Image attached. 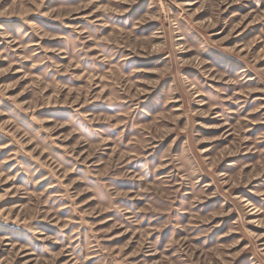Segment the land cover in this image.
<instances>
[{
    "label": "rangeland",
    "instance_id": "1",
    "mask_svg": "<svg viewBox=\"0 0 264 264\" xmlns=\"http://www.w3.org/2000/svg\"><path fill=\"white\" fill-rule=\"evenodd\" d=\"M0 264H264V0H0Z\"/></svg>",
    "mask_w": 264,
    "mask_h": 264
}]
</instances>
